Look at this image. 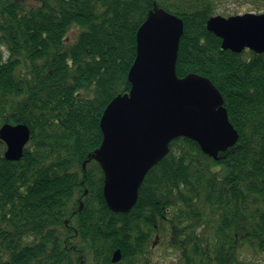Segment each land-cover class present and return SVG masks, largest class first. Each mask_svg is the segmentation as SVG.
<instances>
[{
	"label": "trees",
	"instance_id": "16d2710c",
	"mask_svg": "<svg viewBox=\"0 0 264 264\" xmlns=\"http://www.w3.org/2000/svg\"><path fill=\"white\" fill-rule=\"evenodd\" d=\"M220 1L0 0V125L30 130L17 162L0 142V264H113L116 250L115 264H264V53L221 49L206 28ZM153 4L183 21L177 77L213 83L238 140L217 160L172 140L132 210L114 213L101 167L83 164L130 90Z\"/></svg>",
	"mask_w": 264,
	"mask_h": 264
},
{
	"label": "water",
	"instance_id": "95a60500",
	"mask_svg": "<svg viewBox=\"0 0 264 264\" xmlns=\"http://www.w3.org/2000/svg\"><path fill=\"white\" fill-rule=\"evenodd\" d=\"M206 28L221 39L222 50L264 53V13L213 16ZM182 34L183 21L153 4L136 33V56L127 75L130 90L113 98L102 113V141L83 168L91 160L99 164L103 198L114 213L132 210L146 174L167 155L172 140L190 139L214 160L237 143L238 133L213 83L197 74L177 77ZM29 139L25 124H3L4 159L19 161ZM120 259L116 250L111 261Z\"/></svg>",
	"mask_w": 264,
	"mask_h": 264
},
{
	"label": "rangeland",
	"instance_id": "374dc122",
	"mask_svg": "<svg viewBox=\"0 0 264 264\" xmlns=\"http://www.w3.org/2000/svg\"><path fill=\"white\" fill-rule=\"evenodd\" d=\"M27 4H34L36 0H26ZM260 9V10H259ZM262 9V10H261ZM217 15L228 17L235 15H243L246 13H264V5H261L257 8L256 5L250 4L248 2H244L242 0H222L217 6L216 9ZM75 31H71L69 34V40L72 41L75 37ZM161 251H157V255H160ZM155 264H166L164 259H156Z\"/></svg>",
	"mask_w": 264,
	"mask_h": 264
}]
</instances>
